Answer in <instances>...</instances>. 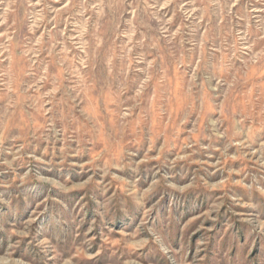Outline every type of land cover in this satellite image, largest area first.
<instances>
[{
  "label": "rangeland",
  "instance_id": "rangeland-1",
  "mask_svg": "<svg viewBox=\"0 0 264 264\" xmlns=\"http://www.w3.org/2000/svg\"><path fill=\"white\" fill-rule=\"evenodd\" d=\"M0 264H264V0H0Z\"/></svg>",
  "mask_w": 264,
  "mask_h": 264
}]
</instances>
